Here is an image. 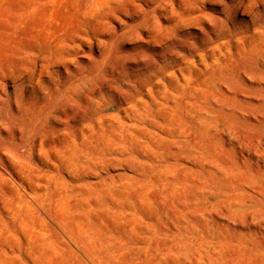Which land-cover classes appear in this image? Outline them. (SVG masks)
<instances>
[{"label":"rangeland","instance_id":"obj_1","mask_svg":"<svg viewBox=\"0 0 264 264\" xmlns=\"http://www.w3.org/2000/svg\"><path fill=\"white\" fill-rule=\"evenodd\" d=\"M0 152V264H264V0H0Z\"/></svg>","mask_w":264,"mask_h":264},{"label":"bare ground","instance_id":"obj_2","mask_svg":"<svg viewBox=\"0 0 264 264\" xmlns=\"http://www.w3.org/2000/svg\"><path fill=\"white\" fill-rule=\"evenodd\" d=\"M70 115L72 116V114ZM13 170H15L18 174H21L23 171L22 166L19 163L16 164L13 157L10 159L9 157H5L4 154L0 152V178L4 180L5 178H3V175L4 174L11 175ZM263 222H264L263 211H255L253 213L248 214L246 217L244 216L240 221V225L241 227L248 228V230L245 233H240V235L242 236V238H247V239H253L255 237H259L264 242V226L262 225ZM253 226L255 227V230L252 229Z\"/></svg>","mask_w":264,"mask_h":264}]
</instances>
